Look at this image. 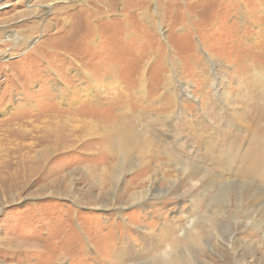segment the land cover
I'll return each mask as SVG.
<instances>
[{"label": "rangeland", "instance_id": "374dc122", "mask_svg": "<svg viewBox=\"0 0 264 264\" xmlns=\"http://www.w3.org/2000/svg\"><path fill=\"white\" fill-rule=\"evenodd\" d=\"M11 33L26 41L13 43ZM256 60L264 63V0H0V264H122V257L155 247L156 231L203 216L214 220L209 244L202 255L191 254V264H264V186L237 176L245 146L227 140L216 164L219 152L207 149L218 137L229 139L225 130L243 137L231 115L244 105L245 64ZM211 76L222 84L213 94L224 110L203 95ZM68 79L73 83L64 86ZM166 80L174 82L169 90L178 102L170 116L176 130L167 139L202 159L211 178L240 182V204L217 209L220 182L202 189L197 177L192 187L180 183L145 207L128 197L111 200L113 182L109 190L100 172L105 142L39 160L41 139L65 124L52 115L67 107L58 96L81 97L75 106L105 112L103 118L111 105L153 112L166 108ZM102 117L95 120L104 125ZM193 134L204 138L201 144ZM138 172L126 173L120 188Z\"/></svg>", "mask_w": 264, "mask_h": 264}, {"label": "bare ground", "instance_id": "6f19581e", "mask_svg": "<svg viewBox=\"0 0 264 264\" xmlns=\"http://www.w3.org/2000/svg\"><path fill=\"white\" fill-rule=\"evenodd\" d=\"M45 12H47V9L43 10L42 15ZM11 35L15 40L13 43H17L19 40L26 41L27 38H22L15 33H11ZM71 44L72 43H66V45L64 44L65 48H69ZM68 57L72 59L71 56ZM255 62L257 63L247 62L245 64L246 70L244 71V75H247L248 77H244L241 80V82L244 81L243 84L245 83V92L243 94L245 95L244 100L242 98V101H244V105L239 108L237 107L236 111L235 108L234 110L231 109L233 112L231 118L233 121H236L237 126H239V130H243V137L236 135L233 130L230 132H228V130H225V133H230L228 135H230L231 138L230 136L229 139H219L218 137L214 142H210V144L207 145V149L209 151L216 150L219 152L213 162V164H216L220 161L219 159L223 155V153L219 150L222 149L227 140L232 142L235 145V148L244 145L245 162H243V164H245V166L242 172L237 173V176L241 174V177L245 179H251L264 186V63L259 60H256ZM256 64H258L259 68L256 67ZM83 73L88 76L87 72L82 71L81 74ZM81 74H79V76ZM92 81L95 84L96 81ZM66 82L67 84H65L64 86H69V82L73 83L70 79H68ZM165 82V97H167L169 100L164 101V106H166V108L160 109L162 110V112H160V110H154L153 112H151V110L142 111L130 107L120 108L119 106L117 107L110 104L114 107V109L112 107L109 109L110 106H108L107 109L108 111H110L106 118H103L102 116L105 114V112L102 115L100 114L101 116H98L96 115L97 110H95V108L93 107L89 109H81L82 106H75V104H77V101H79L81 97H77V100L74 102V100L72 99H75L76 96L67 99V96H65L64 94L61 96L57 95L59 100H61L62 98L61 101H65V105L67 107L64 110H59L57 113L53 111L52 115L56 116L54 118L61 117L65 124L60 123L61 126L64 125L63 128L60 129V131H58L56 128V131L58 132H54L52 135L44 136V138L46 137V139L48 140H45L42 137V141L40 143L38 141L40 146V149H38V156L40 157L39 160L44 161L46 157L48 158L49 154H51L52 152L54 153L56 150L61 148L63 150H68V148L81 149L83 152H87L90 149L98 150V148H100L101 146L99 147L97 146V144L105 142L102 146V149L106 152V154L105 152L103 153L104 155L102 156V159H104V163L103 165H101L102 169L100 170V172L101 175H103L102 181H107L106 187L109 186L110 190L111 186H114V188H112L110 191L111 200L117 201L122 197H128V203L138 202L140 205L144 201H148L146 203V205H148L150 200L165 197V194H161L162 192L168 194V192L172 190H178L180 183H185L188 186L192 187V185H190V180L194 177H197L199 180L198 182H201L202 189L207 184H219L220 181H218L217 178H211L208 175L209 169L203 166L206 163L202 159H198L196 158V156L193 157L194 160L189 158V154H185V151L181 150L184 147L181 142L175 141L177 138L174 139L172 137L169 140L167 139V137L172 136L173 132H175L176 130L175 128H173V124L171 122L172 119L170 116H173L177 111L178 102L175 99V93L170 92L169 90L171 86H174V82L171 81L170 83V81L168 80H166ZM215 83L217 84V87L222 88V84L219 81H215L211 76L209 84L210 90L208 91L206 89L201 91L204 92L203 95L205 96V98H207L208 95L210 99L209 101H211L214 105L219 106L221 101L215 99V96L213 94V86ZM65 89L63 88V90ZM210 91H212V95ZM79 93H81L80 96L86 95L82 86L79 89ZM87 98L90 99V97ZM221 99L227 104L232 102L227 98L224 91L221 92ZM69 100L70 102H68ZM231 105L229 104L230 107ZM219 107L221 110L223 109L221 106ZM172 108L174 109L172 110ZM168 109H170V112H167ZM228 113L230 116V111ZM98 117L103 118L102 121L104 125L95 120V118ZM148 117H150V119ZM99 120L101 121V118H99ZM59 121L61 120L56 119V124H58ZM165 126L166 129H164ZM45 133L47 134L46 131ZM174 135L179 136V134L175 133ZM193 136H195L193 140L195 144H201V141L204 139L199 135L193 134ZM179 153H183L184 155H179ZM59 154L57 156H59ZM138 170L147 172V174L138 172ZM131 172H138L135 175V182L133 184H127L125 182L127 185L125 186L123 191L120 188V184L123 181V176L126 173ZM111 182H113L112 185ZM250 183V185H247L250 187V189H253V183ZM237 187H240V182L236 183V186H226L225 183L220 182V187H218L219 192L218 194L216 193L217 209L221 208L220 206L225 207L229 204V201L232 200L234 201L235 205L240 204L241 201L237 199L240 196L234 193V190ZM258 198L259 200H255L256 203H262L263 197L259 196L255 199ZM190 201L193 202L192 197H190ZM144 205L145 204L143 203L142 206L145 207ZM110 206L104 205V207L106 208ZM125 206H127V204L123 205L122 207ZM153 210L154 209H152V211ZM205 218L206 217L203 216L202 219H192L189 224L184 223L178 226L176 224L173 225V223L169 224L167 227H164L162 232H155L154 237L157 240L156 242H158V244L151 249H147L150 250L149 252H147L150 254L146 253L141 256L137 255L134 259L129 261H127L125 257H122L121 263L191 264L190 261L193 258L195 259V256L191 254L197 253L199 255H202L204 249L209 244L210 227L214 223V220H205ZM201 222H203L205 226H200ZM160 238L162 239L160 240Z\"/></svg>", "mask_w": 264, "mask_h": 264}]
</instances>
